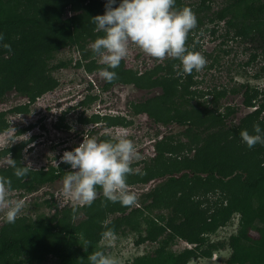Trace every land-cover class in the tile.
Listing matches in <instances>:
<instances>
[{"label":"trees","instance_id":"trees-1","mask_svg":"<svg viewBox=\"0 0 264 264\" xmlns=\"http://www.w3.org/2000/svg\"><path fill=\"white\" fill-rule=\"evenodd\" d=\"M106 3L107 0H0V33L4 36L0 42V97L14 91L33 102L53 90L57 81L51 71L65 64L51 67L50 61L54 52L65 47H74L81 54L76 67L87 72L107 67L106 64L95 65L93 60L83 64L96 55L92 49H85L86 43L104 34L95 31L92 18L104 14ZM118 3L119 0L113 7ZM212 3L213 0L191 3L175 0V8H190L197 20L185 41L187 49L195 52L198 48L192 39L195 33L203 30L214 37L216 27L222 22L220 43L243 44L242 51L248 53V58L240 65H258L254 76L263 77L264 0H221L215 7ZM67 12H70L69 17ZM4 43L11 45V52L2 47ZM222 53L228 55L232 50H222ZM217 63L214 57L212 63L203 68L209 69ZM109 70L115 71L117 78L111 83L103 78V90L114 83L146 90L160 88L159 95L132 103L133 113H145L155 124L175 123L183 127L181 135L187 141L178 142L171 136L156 141L150 164L127 176L128 186L154 179L160 181L141 195L142 207L108 201L97 187L100 195L91 205L56 208L47 202L54 208L49 216H39L33 221L26 217H17L14 223L5 221L0 226V264H46L49 258L55 264H90L89 257L95 252L106 255V247L100 245V241L109 229L114 234L138 231L137 243L159 242V247L151 254L135 257L125 264H186L205 243L204 235L226 222L228 210H236L241 222L239 233L231 237V253L225 264H264V144L249 148L239 136L245 129L253 134L254 124L264 130V87L259 91L241 84L239 89H230L233 94L241 92L244 107L253 108L233 125L230 117L236 109L221 104L229 90L215 85L195 88L198 86L193 81L195 70L191 74L183 73L177 58L166 59L164 64L159 63L143 73L126 69L123 61ZM25 108L26 105L18 106L11 112ZM3 115L0 113V132L7 126ZM94 117L90 121L102 120L107 127L122 125L124 121L115 117ZM105 140L111 139L102 135L100 141ZM12 150L14 154L19 151L14 147ZM9 152L3 151L2 155ZM191 152L192 156L187 157L186 153ZM180 153L185 154L179 157ZM14 156L8 168L11 173H1L0 178L10 183L11 189L24 193L35 192L69 172L64 169L70 165L62 163L58 170H29L24 177L15 176L10 180L14 164L18 166ZM217 191L227 192L228 202L216 199L212 204L211 197ZM235 198L238 202H234ZM154 210L165 213L146 219L145 235H142L138 221L144 211ZM223 210L226 219L220 216ZM250 230L258 237L249 235ZM177 237L193 244L194 248L184 249L178 255L166 252V247ZM207 254L200 252L202 256Z\"/></svg>","mask_w":264,"mask_h":264},{"label":"rangeland","instance_id":"rangeland-1","mask_svg":"<svg viewBox=\"0 0 264 264\" xmlns=\"http://www.w3.org/2000/svg\"><path fill=\"white\" fill-rule=\"evenodd\" d=\"M198 1L185 0L186 3ZM218 3L220 4L221 0H213L212 6L215 7V4ZM69 16L70 12H67V17ZM218 25L214 37L203 30L200 33H193V43L197 42L198 45L195 52H199L206 58V64H211L214 57L218 60V63L209 69L195 70L193 81H196L198 86L195 88L197 89L215 85L218 88L226 87L229 90L227 96L221 100V104L236 109L230 117L233 125H236L242 117L253 109L242 105L241 92L233 94L230 93V89L233 87L239 89L238 86L244 84L261 91L264 87V76H254V72L258 70L256 64L247 67L240 65L248 58V53L242 51L243 44L238 45L231 41L226 44L220 43L221 38L218 35L222 33V22ZM90 45L91 42H87L85 49H91ZM226 49H231L232 53L223 54L222 50ZM206 55L211 56V58ZM170 58L172 57L153 58L146 55L134 43H130L128 54L122 61L126 69L143 73L159 63L164 64V61ZM79 59H81V54L74 47H65L54 52L50 61L51 67L60 63H64L65 66L51 71V76L57 81L56 87L43 93L33 102L27 103L24 96L14 91L0 97V113H4L2 119L7 125L6 129L0 132V171H3L0 174L8 175L11 173L8 168L12 166L14 155L18 166H29L31 171H35L54 163L57 161L56 159L62 157L65 151H71L72 145L78 147L84 137L89 136L95 137L99 141L102 134L115 141L119 136L126 135L133 141L139 157L131 161L133 171H142L145 166L150 164V159L155 155L154 144L163 137L171 136L178 142L185 143L187 141L181 135L183 127L175 123L155 124L145 114L136 115L133 113L130 103H138L159 95L161 93L160 88L146 90L137 89L131 84L114 83L111 88L103 90L104 81L99 75L100 69L87 72L82 67H76L75 64ZM91 60L95 61V65L104 64L102 58L97 54L94 57H89L86 61L84 60L83 64ZM93 97L95 98L91 100ZM22 105H26L25 110L11 112L14 108ZM96 115L100 119L115 117L117 120L119 118L124 120L123 124L124 122L126 124L105 127V122L100 120L96 126L94 124L84 125L86 120L90 121ZM57 126L61 128H55ZM92 126H95V133L88 132ZM63 127H68V130L62 129ZM13 147L19 150L18 153L15 151L14 154ZM6 150L10 152L2 155V152ZM184 154L178 155L182 157ZM192 154L193 152L186 153L187 157H191ZM14 178L15 175H12L10 180ZM159 182L154 179L146 184L128 186L127 190L134 193L136 197L132 208L142 207L141 195ZM62 187L63 181H58L44 185L32 193L11 189L9 197L13 200H23L24 207L18 217H26L33 221L39 216H49L54 212V208L49 204L56 205V208L82 204L64 196ZM227 196V192L217 191L216 194L212 195L211 203L213 204L212 201L216 199L226 203L230 199ZM238 200L235 198L234 202H238ZM203 202L206 203L205 200ZM4 212L5 210L0 209V226L6 221ZM162 213L165 212L162 210L143 212V216L138 221L142 235H145L146 219L162 215ZM224 213L225 211L220 213L222 218L226 217ZM228 213L229 217L225 218L226 222L223 225L214 232L204 235L205 243L196 251L195 256L188 258L186 264H225L231 253V237L239 233L241 222L240 214L236 210H228ZM248 234L255 238L258 237V234L253 230H250ZM138 238V231L128 230L125 234H114V237L110 238L103 236L100 245L106 247L107 256L117 259L118 264H125L135 257L144 256L147 253L151 254L159 247V242L137 243ZM193 248V244L177 237L166 247L165 251L178 255L184 249ZM202 251H206L208 256L200 255ZM46 264H55V261L49 258Z\"/></svg>","mask_w":264,"mask_h":264},{"label":"clouds","instance_id":"clouds-1","mask_svg":"<svg viewBox=\"0 0 264 264\" xmlns=\"http://www.w3.org/2000/svg\"><path fill=\"white\" fill-rule=\"evenodd\" d=\"M107 0L105 12L92 18L95 31L103 32L97 36L90 47L107 65L99 70V75L111 83L117 73L109 69L117 68L128 54L129 44L134 43L146 55L162 59L165 56L179 59L183 73L199 71L206 64V58L199 52L189 51L185 41L196 24L194 13L188 7L177 9L175 0ZM4 36L0 33V42ZM3 48L11 52V45ZM28 100L26 99V102ZM249 148L264 144V130L259 124L253 125V134L248 130L239 133ZM138 154L134 143L126 135L115 141H97L95 137H84L78 147L65 151L61 162L75 170L67 172L63 178L62 193L73 201L91 205L97 197L99 187L106 200L123 205L135 203L134 193L129 192L127 176L133 172L131 161ZM29 166H16L14 175L24 177ZM11 185L0 178V209L8 223H14L24 207L23 200L11 199ZM105 238L114 237L109 229L103 233ZM90 264H118L117 259L97 251L89 257Z\"/></svg>","mask_w":264,"mask_h":264},{"label":"flooded vegetation","instance_id":"flooded-vegetation-1","mask_svg":"<svg viewBox=\"0 0 264 264\" xmlns=\"http://www.w3.org/2000/svg\"><path fill=\"white\" fill-rule=\"evenodd\" d=\"M115 84H117V83H115ZM113 85V84H112ZM111 85V86H112ZM111 86H110V88H111ZM27 103H29L28 101H27ZM25 104V103H24ZM131 104L132 103H130V107H132L131 106ZM19 114V113H18ZM142 114H145V113H142ZM136 115H139V114H136ZM146 116H147V114H145ZM148 117V116H147ZM149 118V117H148ZM65 120V119H64ZM99 122L100 121H97V122H94V121H89L88 123H84V125H89V124H94L95 126H96V124H99ZM79 123H80V121H79ZM56 126V125H55ZM95 126H92L91 128H90V130L88 131V132H90V133H95L96 132V130H95ZM105 127H107V126H105ZM55 128H61L60 126L58 127H55ZM62 129H65V130H68V127H63ZM102 136V134L100 135V137ZM100 141V140H99ZM76 147V145H72V147H70V150H73L74 148ZM67 150V149H66ZM57 161H55L54 163H52V164H48L46 167H43L42 168V170H50V168H54V169H59V167H60V165L62 164V163H64V162H61V158L60 159H56ZM38 170H40V169H38ZM35 171H37V170H35ZM64 171L65 172H67V171H74L71 167H69V168H65L64 169ZM58 181H63V178H58V179H55V181L54 182H58ZM53 182V183H54ZM52 184V183H51ZM43 187V186H42ZM36 192V191H35Z\"/></svg>","mask_w":264,"mask_h":264},{"label":"water","instance_id":"water-1","mask_svg":"<svg viewBox=\"0 0 264 264\" xmlns=\"http://www.w3.org/2000/svg\"><path fill=\"white\" fill-rule=\"evenodd\" d=\"M253 109V108H252ZM100 194L97 195V197L99 196Z\"/></svg>","mask_w":264,"mask_h":264}]
</instances>
